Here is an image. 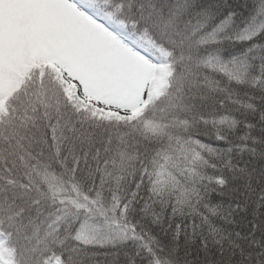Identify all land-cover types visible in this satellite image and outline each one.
I'll return each instance as SVG.
<instances>
[{
  "label": "trees",
  "instance_id": "trees-1",
  "mask_svg": "<svg viewBox=\"0 0 264 264\" xmlns=\"http://www.w3.org/2000/svg\"><path fill=\"white\" fill-rule=\"evenodd\" d=\"M98 2L167 52V87L98 118L42 60L22 67L0 115L5 263L264 264V0ZM11 22L0 76L29 48Z\"/></svg>",
  "mask_w": 264,
  "mask_h": 264
},
{
  "label": "rangeland",
  "instance_id": "rangeland-1",
  "mask_svg": "<svg viewBox=\"0 0 264 264\" xmlns=\"http://www.w3.org/2000/svg\"><path fill=\"white\" fill-rule=\"evenodd\" d=\"M98 1L0 0V23L22 27L29 45L0 76V115L22 67L37 60L54 71L78 108L98 118L132 120L164 91L167 53L146 37L128 44L111 33Z\"/></svg>",
  "mask_w": 264,
  "mask_h": 264
}]
</instances>
